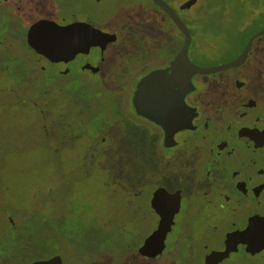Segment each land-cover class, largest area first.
<instances>
[{
	"label": "rangeland",
	"instance_id": "1",
	"mask_svg": "<svg viewBox=\"0 0 264 264\" xmlns=\"http://www.w3.org/2000/svg\"><path fill=\"white\" fill-rule=\"evenodd\" d=\"M189 1L169 0L181 9ZM230 1L197 0L186 16L203 42L210 37L229 46L224 56L243 44L249 29L264 27V21L257 23L255 17L240 19L242 13ZM223 3L227 4L225 12ZM51 11L57 16L65 14L67 21L90 22L117 35L118 40L104 51L99 73L71 74L66 66L55 67L30 52L24 39L31 21ZM13 16L9 6H0V51L4 52L0 74V264L48 260L58 253L67 264H170L168 253L176 251L178 244L183 246L175 264H187L182 250L193 244L192 229L169 237L163 258L148 260L138 253L148 230L156 224L155 218L147 222L133 218L128 206L131 193L145 180L146 137L142 129L137 135L118 110L116 93L117 86H122L123 110L132 111L134 92L152 62L133 67L135 55L166 41L168 46H176L179 32L173 30L172 38L158 30L164 15L151 0H58V6L52 0H29L22 14ZM9 21L16 26H6ZM240 30L243 34L235 35ZM144 43L147 50L141 48ZM160 50H156L158 54ZM19 52L46 68L36 70L29 97L18 98L11 92L26 89L21 88L17 73L28 63L19 67ZM87 60L81 54L75 66ZM260 74L261 69L253 75V86L264 77ZM122 75L126 78L119 83ZM94 86L98 89L93 90ZM38 88L45 92L42 99ZM81 95L88 99L77 98ZM80 100L87 101L82 105ZM75 109L79 113L73 115ZM197 152L190 151L188 163L196 160Z\"/></svg>",
	"mask_w": 264,
	"mask_h": 264
},
{
	"label": "flooded vegetation",
	"instance_id": "2",
	"mask_svg": "<svg viewBox=\"0 0 264 264\" xmlns=\"http://www.w3.org/2000/svg\"><path fill=\"white\" fill-rule=\"evenodd\" d=\"M25 1L29 0H0V6H9L15 16L22 14ZM52 4L58 6V0ZM170 5L191 32L187 58L196 66L232 62L252 35L264 29H249L243 44L224 56L229 46L210 37L203 42L200 31L186 20L190 9ZM75 20L67 21L65 14L57 16L52 11L40 14L30 23L25 44L39 59L78 73L67 63L66 47L46 56L28 41L29 29L40 21L44 28L37 30L38 36L49 33L48 21L60 26L77 24L82 28L83 46L93 48L100 67L105 49L113 42L101 54L100 45L105 41L100 40L99 33L91 30L90 22ZM172 23L180 34L178 44L170 53L147 58L152 62L146 66L143 80L153 75L152 80L139 94L142 82L137 86L133 110H123L136 134L142 129L146 137L145 180L131 193L128 206L137 220L156 219L138 253L148 260L163 258L169 237L188 234L186 230L192 229L193 244L182 250L187 264H264V77L255 86L252 78L259 69L264 76V35L253 41L245 60L237 66L202 73L184 59L177 62L186 37L173 19ZM7 25L16 23L9 21ZM82 54L89 57L86 52ZM60 55L65 56L62 62H53ZM78 58L73 61L75 65ZM190 151H198V156L188 163ZM182 246L178 244L176 251L168 253L170 264L176 263Z\"/></svg>",
	"mask_w": 264,
	"mask_h": 264
},
{
	"label": "water",
	"instance_id": "3",
	"mask_svg": "<svg viewBox=\"0 0 264 264\" xmlns=\"http://www.w3.org/2000/svg\"><path fill=\"white\" fill-rule=\"evenodd\" d=\"M155 3H157L164 11H166L170 17L173 19V21L176 23V25L185 33V43L182 51L180 52L177 62L184 59L187 61L193 70L197 72H214L216 70H222L227 69L233 66H237L240 64L243 60H245L247 53L253 43V41L259 37L264 35V29L254 33L252 37L250 38L246 48L242 52V54L232 62L220 65V66H214V67H201L193 65L189 62L187 58V50L191 39V32L188 28V26L185 24V22L182 20V18L178 15V13L174 10V8L166 1V0H153ZM197 0H190L186 5L183 6V8L190 9V7L196 2ZM48 24L49 33L45 34L44 36L39 35L38 31L39 29L44 28V22L40 21L38 23H35L31 26L28 32V41L30 45L35 48L38 52L45 54L46 56L49 54L50 51L53 50H63L64 47L67 48V63H69L71 66H73L77 71H82L85 69H92V72H98L99 67V59H96L93 57V48H86L83 46L84 38L82 37V28L77 24H68L67 26H60L56 22L48 21L46 22ZM88 26L91 27V30H96L99 33L100 40L105 41L104 45H100V53L102 54V51L106 48V46L111 43L115 42L117 40V35L114 33H107L106 31L96 29L95 26L92 23H88ZM88 53V60L86 64H83V66L77 67L73 63L74 59L78 57L82 53ZM56 60H53V62H62V58H53ZM178 65V63L175 65V67ZM153 75L150 78H146L142 81V83L139 86L138 94L145 88V86L152 80ZM27 264H62L61 258L59 256L52 257L48 260H38Z\"/></svg>",
	"mask_w": 264,
	"mask_h": 264
},
{
	"label": "trees",
	"instance_id": "4",
	"mask_svg": "<svg viewBox=\"0 0 264 264\" xmlns=\"http://www.w3.org/2000/svg\"><path fill=\"white\" fill-rule=\"evenodd\" d=\"M151 1L154 3L155 6H157L162 11V13L164 15V19L162 21H159L161 24H159L158 30L161 31V32H164V33H169L170 36L172 38H174L175 35H174L173 30H174L175 26L172 23V18L169 17L168 15H166L167 13L157 3H155L153 0H151ZM172 1L173 2H176L178 0H171V2ZM167 2L169 4L171 3V2H169V0H167ZM225 2H227V1H225ZM223 4H225V3H223ZM226 5L227 4L222 5L224 12L227 11V6ZM230 5H231V7L232 6L235 7V10L237 12L242 13L241 15L238 16L240 19H244V20L247 19L248 20V19H250L252 17H255L253 20L255 22H257V23H259L261 21H264V0H231L230 1ZM248 5L250 6L249 8H248ZM238 17H236V19H238ZM170 25L173 26L172 29L170 28ZM253 25H255V24H253ZM236 32H239V31H236ZM159 45L160 46L154 44V46L149 51H147V52L145 50H142V51L140 50V52L137 53V55H135L138 58L136 59V57H135L134 60H133V62L135 61V63H132L131 65L133 67H134V65L139 66L140 64H143L147 60L148 57H150L152 55H158V51H156V50H160V47L162 46V44H159ZM146 46H147V43H146V45L144 43V44L141 45V48H146ZM163 46H165L166 49L162 47L163 48V51L160 50L161 53H164V52L170 53L172 47H174V46H168V41H166V44L163 45ZM146 50H147V48H146ZM16 55L18 56V60L20 61L18 63L19 67L22 66V65H24L25 63H28V67H26V68H18L21 71H18V73H17L21 77V79H20L21 80V84H20L21 88H26V89L25 90L23 89L22 91H19L17 93L14 92V91H11L14 96L17 95L18 98H19V95H24V94L27 95V93H29V92L31 93V87H30V85L33 84L32 83L33 82V79H35L37 77L36 70L37 69L38 70H42V71H45V70L40 66V64H38V62H37V60L35 58H30L26 54H23V53H20V52L18 54H16ZM3 60H4V52L3 51H0V74L2 72ZM71 74H75V73L73 72ZM122 78H126V76L123 77V75H122V77H118L119 83H120V80ZM24 84H26V85H24ZM117 87H119V88H117V91H116V93L118 95V100H117L118 105H117V108H118V110H120L122 112L123 116L126 117L124 115V112H123V100H124L123 94H124V91H122V86H117ZM9 89L11 90V89H14V88H10L9 87ZM97 89H98V87H95L94 86V89L93 90H97ZM38 90H39V94H40L41 99H42V97L44 96V93L45 92L42 89H40V88H38ZM86 91L88 93V90H86ZM1 93H2V91L0 90V94ZM82 96H84V95H81V97H77V98H80V99H88V97H82ZM85 101H87V100H80V103L79 104L84 105V102ZM72 112H73L72 114L74 115V113H79V110L78 109H75ZM0 131H3V130L0 129ZM9 212H11V213L14 214V212L12 210L9 211ZM10 225L14 226L11 223H10ZM55 256H59L61 258L62 264H67V259L63 257V254L62 253H58ZM28 263H31V262H28ZM25 264H27V263H25Z\"/></svg>",
	"mask_w": 264,
	"mask_h": 264
}]
</instances>
